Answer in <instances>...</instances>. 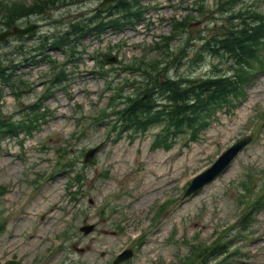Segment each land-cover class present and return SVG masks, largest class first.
I'll return each mask as SVG.
<instances>
[{
    "label": "rangeland",
    "instance_id": "obj_1",
    "mask_svg": "<svg viewBox=\"0 0 264 264\" xmlns=\"http://www.w3.org/2000/svg\"><path fill=\"white\" fill-rule=\"evenodd\" d=\"M100 1L69 3L24 18L23 25L40 24L33 36L0 43V56L14 60L15 78L13 89L5 87L0 115L18 118L22 105L42 95L51 115L49 122L24 125L0 143V264L11 259L19 264H180V256L187 255L190 264H264V67L255 70L247 96L235 100L233 110L218 108L196 140L189 129L177 133L168 148L158 147L165 122L136 133L109 126L112 109L106 102L112 91L101 96L105 84L96 69L99 52L110 50L119 57L108 63L112 78L123 71L120 60L136 62L144 53L146 61L134 67L138 85L157 61H169L167 74L200 80L214 64L226 66L233 60L207 54L196 64L192 56L200 41L190 38L209 27L215 35L229 22L243 24L231 18L241 10L226 12L224 0H141L147 9L140 24L86 38L71 59L59 50L52 57L30 58L40 34L93 14ZM237 7L264 15V0H241ZM192 9L195 19L183 31L166 45L151 46L171 35L173 17L190 20ZM202 9L207 12L201 17ZM181 45L188 56L171 63L172 52H180ZM18 46L22 52L16 51ZM52 64H65L70 79L49 100L50 91L41 90ZM247 137L250 143L223 173L185 196L197 174ZM101 143L100 152L86 163V150ZM251 205L257 207L251 211ZM87 224H95V230H82ZM214 245H219L217 254L197 258L200 249ZM127 248L133 252L115 261Z\"/></svg>",
    "mask_w": 264,
    "mask_h": 264
},
{
    "label": "trees",
    "instance_id": "obj_2",
    "mask_svg": "<svg viewBox=\"0 0 264 264\" xmlns=\"http://www.w3.org/2000/svg\"><path fill=\"white\" fill-rule=\"evenodd\" d=\"M82 1L84 0H36L31 6L21 3L9 5L0 1V22H2L0 29L17 24L18 19L27 14L28 10L40 12L49 8L50 5L63 6ZM239 1L224 0L229 8L226 12L241 10L231 18L242 19L243 24L229 22L224 27V31L215 35L210 33V28L203 30L198 36L199 40L197 39L200 41L198 52L192 56V60L199 64L207 54L218 58H220L221 53V58L228 55L233 62L227 63V69L219 64H214L209 76L197 80L191 76L167 74L166 65L169 61H157L156 67L149 69L148 78L141 85H138L134 67L136 64L146 61L143 56L144 53L135 58L136 62L133 59L127 62L120 60V63H124L122 70L126 71L125 74H119L112 79L109 78L104 89V92L112 91L111 96H108L107 106L112 109L110 116L117 117L114 128L120 125L122 131L127 130L133 133L146 131L149 125L159 123L163 117L168 118L170 126L173 125L178 129L181 125L192 127L193 124L197 125L200 120V123H206L202 116L210 111L211 114L216 113L219 107L227 104L223 101L227 97L232 96L233 100H237L242 96H247L246 87L250 83L252 75L255 74V70L259 66L264 67V15H261L256 9L245 11L241 8L236 9V4ZM145 9L146 7L141 4V0H119L118 4L106 10H99L88 17L84 24H72L69 32L58 36L57 44L61 47L67 46L74 49L76 42L68 34L75 35L78 42H81V37H85L89 32L99 37L109 28L114 31H124L127 27H133L143 18L142 13ZM206 12L207 10L202 9L201 15L204 16ZM106 18L108 20H105ZM191 21V17L190 20L184 22L173 17L171 19L173 27L171 35L168 37L161 36V40L154 41L151 46L166 45V41L170 42L176 33L183 31L187 27L186 23ZM182 46L178 48L180 52H172L171 63L180 55L186 54V51L182 52L184 49ZM9 63H13V61ZM8 68L5 60H0V79L3 85L12 77L11 72H6ZM112 70L113 66L105 68V64L104 66L102 64L98 71L100 77H103ZM234 74L235 79L232 78ZM116 79L121 80L116 86H113ZM128 87H131L133 91L124 95V91ZM1 90L2 88H0ZM41 105V102L36 105L38 112H40ZM159 106L169 108L159 109ZM232 106L234 107L235 104ZM36 112L37 110L34 109L33 114L35 116L30 118L32 124L39 123ZM24 124H28L25 117L15 120L12 117L0 115V139L6 134L19 133L24 128ZM169 138V135H159L158 145H168ZM262 198L264 201V196ZM254 207L257 206L251 205L250 210L252 211ZM218 248L219 245L202 248L199 250L197 258L206 256L207 259L217 254ZM222 248H224V244ZM10 264H19V262L11 261ZM186 264H190L189 259L186 260Z\"/></svg>",
    "mask_w": 264,
    "mask_h": 264
},
{
    "label": "water",
    "instance_id": "obj_3",
    "mask_svg": "<svg viewBox=\"0 0 264 264\" xmlns=\"http://www.w3.org/2000/svg\"><path fill=\"white\" fill-rule=\"evenodd\" d=\"M109 0H104L101 5H106ZM110 1H115V0H110ZM37 27L36 24L26 26V27H21V26H13L12 29H7L2 32H0V41L7 39L9 36L13 35H18V36H23L25 34H28L32 32L35 28ZM107 60L112 61L116 60V58L109 59ZM251 141V138H245L234 145H232L230 148H228L216 161L215 163L207 169L204 173L198 175L190 184L188 187L186 194L189 195L191 193L196 192L199 188H201L203 185L209 183L210 181L212 182L221 172H223L229 164L234 160V158L237 156V154ZM100 147H96L93 149H90L86 155H85V160L89 161L92 159L97 151L99 150ZM201 176V178H200ZM200 178V179H199ZM93 226H86L83 227L82 229L85 230L86 232H89Z\"/></svg>",
    "mask_w": 264,
    "mask_h": 264
},
{
    "label": "bare ground",
    "instance_id": "obj_4",
    "mask_svg": "<svg viewBox=\"0 0 264 264\" xmlns=\"http://www.w3.org/2000/svg\"><path fill=\"white\" fill-rule=\"evenodd\" d=\"M103 74V73H102ZM153 107V106H152Z\"/></svg>",
    "mask_w": 264,
    "mask_h": 264
}]
</instances>
